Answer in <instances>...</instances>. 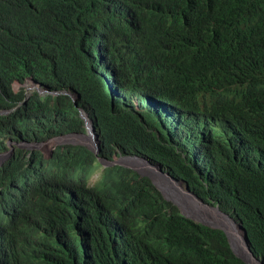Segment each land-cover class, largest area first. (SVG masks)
Returning <instances> with one entry per match:
<instances>
[{"label":"trees","instance_id":"1","mask_svg":"<svg viewBox=\"0 0 264 264\" xmlns=\"http://www.w3.org/2000/svg\"><path fill=\"white\" fill-rule=\"evenodd\" d=\"M46 1L49 8L44 7L41 12L48 21L46 29L40 31L33 24L36 16L34 6L43 4V0H29L26 3V10L31 13L11 19L4 25L3 34L0 32V82L12 77L11 82L2 87L4 91L12 92V84L16 80L24 81L29 76L37 80L50 79L54 76L48 69L47 61L40 55L39 47L34 48L38 44L40 34L47 40L48 29L49 40L46 46L54 48L57 54H65L68 51L66 57L59 61V64L64 66L81 60V56L72 48L76 42L83 39L89 27L98 28L103 32L110 26L107 34L115 35L122 29H132L137 22L135 20L123 25L104 8H97L98 12L95 11L94 16V18L99 16L97 21L83 26L73 24L72 16L63 9V6L66 10L70 8L69 2ZM170 2L171 4L169 3L167 9L158 17L151 19V14H148L144 21L148 22L147 26L156 28V31L159 28L166 30L167 34H173L170 38L175 47V57L178 55L177 63L173 61L170 67L166 68L163 66L164 63H160L161 59L165 60L168 55L173 56V53L163 52L159 58L156 57L157 61L152 54L144 55L145 47L138 41L134 46H127L123 52L116 53L117 63L121 65V56L125 59V65L118 68L125 79V84L127 86L145 84L159 89L163 86L171 88L172 85L165 81L173 73L176 87L181 92L179 99L181 111L177 119L172 120L173 124L183 129L184 124L207 127L213 115L218 116L224 111L233 127L240 132L238 137L242 141L230 138L228 132L217 125L213 138L221 142H214V148L210 152L215 160L212 167L215 176L202 178L191 167L177 161L172 148L164 143L165 139L159 133L151 115L134 114L129 112V108H122L118 111L120 115L116 117V123L127 122L134 131L136 142L157 159L173 166L180 179L202 200L209 204L221 200L227 205V209H236L242 218L240 220L253 254L264 262V97L255 99L245 96L236 89L223 87L240 72L256 77L264 75V37L257 38L259 33L253 36L256 31H252L264 22V0H170ZM12 14V8L2 11L3 17H10ZM146 35L142 36L145 43L153 37L151 34ZM166 38L168 39L167 36ZM135 54L142 55L139 62L128 65ZM85 61L86 58L83 63ZM93 81L94 77L90 82ZM107 89L106 83L97 79L94 88L90 89L91 95L85 99L88 102L105 101ZM224 93L234 97L227 108L221 103ZM23 100L24 97L9 100L8 96L0 94V110L16 107ZM51 102L52 97L45 98L35 94L14 113L0 116V151L7 148L6 140H23L20 135L37 141L43 140L47 134H52L57 129L53 119L54 112L59 115L61 129L63 102L56 101L55 105H51ZM191 131L192 129H189L187 136ZM231 132L234 133L233 130ZM187 136L182 135L184 138ZM34 155L40 157L39 168L49 165L50 175H54L56 170L60 169L55 164L56 160L66 161V157L63 156L65 151L61 149L49 160L44 158L42 152L37 151ZM26 157L25 150L20 148L17 159H11L0 166V198L1 192L14 190L18 182L23 184L26 181H36L37 173L32 170L34 163L32 159L25 160ZM87 162L93 169L95 157ZM74 179L75 177H71L69 181ZM64 185L65 182L60 176H52L49 180H44L41 176L34 189V194L42 200L40 203L42 208L45 210L46 207L55 219L56 233H60L62 229L67 230V227L84 228L93 218L91 212L86 214L78 211L75 221L69 222L63 212L65 196L61 190ZM154 197L156 221L149 228L145 225L131 238V248L128 251L131 257L130 264H246L234 254L226 235L220 229H213L187 219L163 193H154ZM93 201L96 202L94 199ZM102 204L123 222L137 218V215L134 216L137 208L126 209L118 199L107 196L103 198ZM40 213L34 206L22 216L37 232H41L43 228L39 219ZM173 231L180 238L183 237L187 255L183 261H169L163 257L168 235ZM90 241H94V238ZM82 251L83 249L75 246L69 247L61 264H89L90 259L85 258ZM118 253L108 241H99L95 248L96 261L92 262L121 264ZM26 262L18 259L16 264ZM31 263L39 264L35 261Z\"/></svg>","mask_w":264,"mask_h":264},{"label":"clouds","instance_id":"2","mask_svg":"<svg viewBox=\"0 0 264 264\" xmlns=\"http://www.w3.org/2000/svg\"><path fill=\"white\" fill-rule=\"evenodd\" d=\"M28 1L0 0V32L2 34L4 25L11 19L31 13L26 10ZM64 1L70 3L69 9L66 10L64 6L63 9L72 16L73 24L83 26L97 21L99 16L94 18L95 11L98 12L97 8H104L115 19L121 20L123 25L135 20L137 22L132 29H122L115 35L107 34V31L111 29L110 26H107L103 32H100L98 28L89 27L83 39L76 42L72 48L81 56V60L64 66H61L59 61L66 57L68 51L65 54H57L54 48L46 46L49 40L48 29L47 40L40 34L38 44L34 48L39 47L40 55L47 61L48 69L54 76L43 80H37L33 76L27 77L24 81L16 80L12 84V92L2 89L4 85L11 82L12 77L0 82L2 96H8L9 100L24 97L18 106L0 110V116L14 113L35 94L45 98L52 97L51 105H55L56 101L63 102L61 129L59 115L54 113L53 119L57 129L52 134H47L43 140L37 139V141L20 135L23 140H6L7 148L0 151V166H3L11 159H17L19 149H24L27 155L25 160L32 159L34 163L32 170L37 173L36 181H26L23 184L18 182L14 190L1 192L0 264H16L18 259L22 262L27 261L24 264H32V261L39 264H61L69 247L83 249L82 245L89 247L87 251L83 249L82 255L90 259L89 264H94L96 243L99 241H108L119 252L121 264H130L131 257L128 251L131 248V238L145 225L149 228L156 221L154 193H163L168 201L179 208L184 217L198 224L213 229H219L214 225L226 221L242 225L240 220L242 218L236 209H227V205L221 200L211 204L202 200L189 185L180 179L173 166L157 159L136 142L134 131L127 122L116 123V117L120 115L118 111L122 108H129V112L134 114L151 115L159 133L165 139L164 143L172 148L177 161L191 167L202 178L215 176L212 172L215 160L210 152L214 148V142H221L213 138L217 125L224 128L230 138L242 141L238 137L240 132L233 127V123L224 111L218 116L213 115L207 127L184 124L183 129L173 124L172 120L177 119L181 111L179 101L181 92L176 87L173 73L165 81L168 85H172L171 88L163 86L159 89L145 84L140 86L125 84V79L122 78V73L118 69L125 65V59L121 56L120 65L115 61L116 53L123 52L129 45L134 46L137 41L142 42L146 48L144 55L152 54L157 61L156 57H159L161 53H173V56L168 55L167 59H161V62L165 64L162 65L166 68L170 67L173 61L177 63L178 55L175 57V47L170 34H167L164 29L156 31V28L147 26L148 22L144 21L148 14H151V19L158 17L169 6L170 0ZM46 3L47 1L43 0V4L34 6L36 16L33 24L40 31L48 27V21L41 13L42 8L48 7ZM7 8H12L13 14L10 17H3L2 11ZM252 31H256L253 36L259 33L257 38H263L264 22ZM146 34L153 35L147 43L142 38ZM100 49L103 54H100ZM141 56L135 54L128 65L136 64ZM85 58L86 61L83 63ZM104 71L108 73L107 76L102 74ZM88 74L94 77L92 83L90 82L92 77ZM97 79L105 82L108 87L105 101L88 102L85 97L91 95L90 89L94 88V82ZM19 83L23 87L17 92L15 85ZM223 87L236 89L251 98L262 99L264 75L256 77L240 72ZM233 98L232 95L224 93V97H221L222 105L229 107ZM209 108L213 112V108L211 106ZM189 129L192 131L187 136ZM182 135L187 137L184 138ZM59 149L65 151L63 156L66 157V161L56 160L55 164L60 169H57L54 175L50 173L47 178L45 174L49 171V165L39 168L40 157H35L34 154L37 151L42 152L44 158L49 160ZM89 151L91 154H87ZM93 157H95V163L92 169L87 161ZM198 158L199 162L196 161ZM55 175L60 176L65 182L61 190L62 195L65 196L64 215L69 222H74L78 211L86 214L91 212L93 218L86 227L80 226L75 229L67 227V230L61 228L60 233L55 232V219L46 207L43 206L46 211L42 208L40 204L42 200L34 194L41 176L44 180H49ZM71 177H75L74 181H69ZM27 186L32 188H26ZM107 196L118 199L126 209L137 208L134 214L137 218L125 222L120 220L110 209L104 208L102 200ZM34 206L41 212L39 217L43 227L41 232H37L22 217ZM210 212H214L217 218L211 219ZM225 235L230 244L227 234ZM76 236H78L77 239ZM91 238H94V241H90ZM230 247L233 251L231 244ZM60 254L63 255L57 256ZM163 257L169 261H183L187 257L183 237L180 238L174 231L170 233L168 243L164 246Z\"/></svg>","mask_w":264,"mask_h":264},{"label":"water","instance_id":"3","mask_svg":"<svg viewBox=\"0 0 264 264\" xmlns=\"http://www.w3.org/2000/svg\"><path fill=\"white\" fill-rule=\"evenodd\" d=\"M192 215L194 216V214ZM214 226L227 234L233 251L238 258L242 259L247 264H264V262L258 259L251 251L248 244L247 233L242 225L226 221Z\"/></svg>","mask_w":264,"mask_h":264},{"label":"bare ground","instance_id":"4","mask_svg":"<svg viewBox=\"0 0 264 264\" xmlns=\"http://www.w3.org/2000/svg\"><path fill=\"white\" fill-rule=\"evenodd\" d=\"M254 1H256V0H254ZM259 1V0H258ZM170 4H171V2H170ZM231 6V5H230ZM233 6V5H232ZM231 8V7H230ZM238 8V7H237ZM167 9V8H166ZM233 9V8H232ZM180 10V9H179ZM229 13V12H228ZM225 14H226V12H225ZM233 14V13H232ZM163 16V15H162ZM228 18V17H227ZM154 19V18H153ZM119 21H121V20H119ZM169 23V22H168ZM174 26V25H173ZM188 26V25H187ZM157 27V26H156ZM158 30H159V28H158ZM171 30V29H170ZM174 32V31H173ZM173 35V34H172ZM171 34H170V36H172ZM147 36V35H146ZM149 36H150V34H149ZM189 36V35H188ZM152 37V36H151ZM143 38V37H142ZM146 38V37H145ZM144 38V39H145ZM150 38V37H149ZM192 39V38H191ZM146 40H147V38H146ZM138 42V41H137ZM140 42V41H139ZM145 42V41H144ZM140 44V43H139ZM142 44V43H141ZM141 46V45H140ZM137 48H138V46H137ZM141 48V47H140ZM146 49V48H145ZM102 50L100 49V54H103L102 52H101ZM143 51H144V49H143ZM163 54V53H162ZM162 54H160V55H162ZM165 54V53H164ZM141 55V54H140ZM102 57H103V55H102ZM144 57V56H143ZM159 58V57H158ZM140 59V58H139ZM148 59V58H147ZM150 59V58H149ZM160 61V60H159ZM138 62H139V60H138ZM154 62H155V60H154ZM104 63H106V62H104ZM160 63H162V62H160ZM257 63V62H256ZM157 64H158V62H157ZM154 65V64H153ZM156 65V64H155ZM157 67V66H156ZM160 67V66H159ZM102 68H103V66H102ZM102 74H104L105 76H107L108 75V73H106V71H104ZM116 83V82H115ZM117 84V83H116ZM117 86H118V84H117ZM57 112V111H56ZM53 113V112H52ZM55 113V112H54ZM34 115V114H33ZM42 116V115H41ZM31 117H32V115H31ZM30 117V118H31ZM46 117V116H45ZM40 118V117H39ZM34 119H35V117H34ZM47 119V118H46ZM36 140V139H35ZM63 154V153H62ZM199 158L198 159H196V161H198L199 162ZM217 169H218V167H217ZM50 171L51 170H49L48 171V173L46 174L47 175V178H49V174H50ZM117 176V175H116ZM4 200H5V197H4ZM209 217L211 218V219H216L217 218V216L215 215V213L214 212H210V214H209ZM82 247H83V249L85 250V251H87L88 249H89V247H88V245H82Z\"/></svg>","mask_w":264,"mask_h":264},{"label":"rangeland","instance_id":"5","mask_svg":"<svg viewBox=\"0 0 264 264\" xmlns=\"http://www.w3.org/2000/svg\"><path fill=\"white\" fill-rule=\"evenodd\" d=\"M22 85L19 83V84H16L15 85V90L17 91V92H19L20 90H22ZM47 150H48V148H46ZM0 163H1V161H0Z\"/></svg>","mask_w":264,"mask_h":264}]
</instances>
